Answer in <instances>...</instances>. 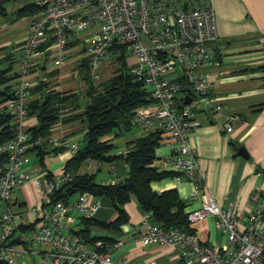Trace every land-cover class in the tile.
<instances>
[{"label":"built area","instance_id":"2783aa9c","mask_svg":"<svg viewBox=\"0 0 264 264\" xmlns=\"http://www.w3.org/2000/svg\"><path fill=\"white\" fill-rule=\"evenodd\" d=\"M27 34L21 42L12 95L0 103V113L9 112L11 134L0 140V261L27 264L35 256L37 264H132L113 258L123 248L122 241L88 244L74 229L70 213L91 218L101 207L99 198L88 192L75 199L54 200L55 193L72 179L71 174H39L30 179L29 134L26 132L33 57L42 45L52 44L57 65L66 62L67 44L80 38L89 65V76L99 80L103 62L126 53L135 80L147 90L146 102L139 106L132 123L143 131L159 132V145L165 149L154 160L158 170L183 176L192 184L185 200L198 206L187 210L188 229L164 228L143 219V232L135 242L168 246L173 256L167 264H264V189L255 188L241 205L235 199L221 206L198 172V161L190 142L195 109L202 100L210 102L212 85L209 68L218 64L217 32L210 0H34ZM49 43V44H48ZM132 57V60L127 59ZM186 97L190 102L186 103ZM229 132L231 125L226 123ZM53 157L73 155L77 143L61 138L48 139ZM158 145V146H159ZM62 147L57 154L53 149ZM121 152L125 155L131 149ZM28 183L34 199L21 210L16 195ZM210 218L220 233L217 243L204 240L196 225ZM34 220L38 225L35 227ZM33 222V227H29ZM17 241V245L14 243ZM154 264V262L152 263Z\"/></svg>","mask_w":264,"mask_h":264},{"label":"crops","instance_id":"0c3cea01","mask_svg":"<svg viewBox=\"0 0 264 264\" xmlns=\"http://www.w3.org/2000/svg\"><path fill=\"white\" fill-rule=\"evenodd\" d=\"M34 0H13L7 8L6 15H0V70L11 66L10 73H15L16 63L21 55V42L24 40L30 16L28 12L19 13L17 10ZM216 19V48L218 64L209 68L212 85L209 89L210 102L202 100L198 103L194 113L197 123L193 127L190 142L194 148L198 161V172L205 174V184L209 192L219 205L225 206L229 201L237 199L241 205L246 204L248 194L255 188L264 189V0H210ZM80 38L71 40L76 42ZM49 44V43H48ZM78 42L67 44L66 62L57 65L52 61L54 52L52 44L43 47L33 57L30 65V77L34 86L40 81H52L49 89L51 92L62 94L79 93L78 87L72 84L66 87L68 81L76 78L84 82L81 63L84 62L83 49L78 47ZM10 58V59H7ZM132 60V57H127ZM11 61V62H10ZM87 62V60L85 59ZM105 62L99 69L105 70ZM16 78L9 84L14 85ZM81 83V82H80ZM33 86V87H34ZM67 91V92H66ZM77 100V99H76ZM78 101V100H77ZM62 109L58 122L52 127L49 139L61 138L68 143L79 144L83 139L82 124L76 114L81 111L82 105L75 103L74 98H69ZM76 104L78 106L76 107ZM34 117L27 119V127L34 125ZM226 123L231 125V130H225ZM151 133L143 131L133 124L132 136L121 133L112 139V154H120L127 149L132 141L142 135ZM50 146V144H49ZM243 146L248 154V159L237 155V148ZM165 149L160 144L156 149V157L164 153ZM30 153L39 158L38 164H33L31 175L48 174L54 176L63 172L64 164L70 155L57 154L59 162L48 168L41 166L40 157L35 150ZM103 163L94 160L82 162L76 169V174H96L102 171ZM106 174L99 182L120 181L126 176L127 166L121 157L108 163ZM94 170L95 173L87 171ZM56 172V173H54ZM170 172V171H168ZM96 180V179H95ZM98 182V181H97ZM153 190L159 192L174 188L178 196L185 202L186 211L196 208L197 201L185 200L192 191V184L183 176L174 172L160 181L151 183ZM83 193V192H82ZM79 193L73 194L77 197ZM34 199V190L31 183L26 184L16 195V210H21L24 205ZM101 207L95 213L94 221L111 222L116 217L111 203L107 199H100ZM129 220L119 229L103 228L99 225H89L86 240L79 234L86 226L81 222V216L72 212L74 221L67 228L74 229L88 244L93 245L99 241H122L123 248L113 254V258H120L132 264H167L173 256L168 246L156 244H140L135 242L136 232H143V219L150 213H142L138 208H132L131 201L124 206ZM35 227L38 225L34 220ZM29 227H33L30 222ZM213 222L206 218L196 225L198 234L209 243L210 229ZM73 231V230H72ZM107 237L104 240L101 238ZM96 238V239H95ZM15 244L20 245L17 241ZM35 256L27 257V264H36Z\"/></svg>","mask_w":264,"mask_h":264},{"label":"trees","instance_id":"16d2710c","mask_svg":"<svg viewBox=\"0 0 264 264\" xmlns=\"http://www.w3.org/2000/svg\"><path fill=\"white\" fill-rule=\"evenodd\" d=\"M13 0H0V15L7 14V8ZM37 9L34 2L20 7L17 12L30 13ZM76 42H79L78 40ZM70 41L68 44L76 43ZM45 45H42L44 47ZM10 59V58H7ZM11 62V61H10ZM83 79L86 82L85 97L81 111L75 117L80 119L83 131V139L78 144L76 151L67 159L63 172L71 174L72 179L64 183L55 195L54 200L67 201L73 194L88 192L96 198L110 201L116 217L111 222H98L93 218L82 219L86 226L79 234L88 237L89 225H99L103 228L119 229L129 220L124 206L135 197L138 208L142 213H150L152 223L161 224L164 228L178 227L188 229L186 219V204L178 196L174 188L163 191H155L151 183L165 178L168 171L158 170L154 165L157 158L156 149L159 145L160 133L151 132L134 141V147L128 153L112 154V139L121 133L132 131V119L135 110L145 103L148 94L144 85L135 80L131 74L130 65L126 61L124 49L114 57V69L111 76L101 84H96L90 79L89 65L85 61L81 63ZM11 66L0 70V103L12 95V85L9 84L17 77L16 73H10ZM48 82L40 81L31 89V101L28 107V117H34L36 122L26 128L29 134L28 142L31 144L29 152L35 150L40 157V163L50 151L48 139L52 127L58 122L62 109L69 98L79 101V93L62 94L65 92H51ZM77 99V100H76ZM78 104H76V107ZM12 118L9 112L0 113V140H7L11 134ZM129 145H132V141ZM59 147L53 149L56 154L62 151ZM121 157L127 166L126 176L120 181L103 183L95 180V174H76L78 166L86 160H94L99 163H112ZM96 239V238H95ZM107 240L109 238H101ZM0 264H8L0 261Z\"/></svg>","mask_w":264,"mask_h":264},{"label":"rangeland","instance_id":"374dc122","mask_svg":"<svg viewBox=\"0 0 264 264\" xmlns=\"http://www.w3.org/2000/svg\"><path fill=\"white\" fill-rule=\"evenodd\" d=\"M28 15L30 16V21H31V17H32V12L28 13ZM105 63L107 64L105 66V70L103 71L102 70V73H101V69H99V80L98 81H94L96 84H101L103 81H105L106 78H108L109 76L112 75L113 73V69H114V58L111 57L110 59H108L107 61H105ZM83 73V70H80L78 71V76L79 74ZM47 82L49 85L52 84V81H49L47 79ZM81 82V83H80ZM67 86L66 87H69L71 86L72 84H74L75 86L73 88H75L76 86H80L78 87V91H79V101H77L78 103H80V105L83 106L84 102L87 101L86 97L84 96L85 95V89H86V82H83L81 80H79V78L76 80V78L68 81L67 83H65ZM67 92V91H66ZM125 136L129 137V136H132V131L128 132V133H124ZM59 162V156L55 155L53 157H50L48 154H46L43 158V163L41 164L42 168H44V165H46L48 168H50L52 165L54 164H57ZM39 163V158L36 157V156H33L31 157L29 163L27 164L28 166L29 165H33V164H38ZM109 164L108 163H103L102 166V171L98 172L96 174V181H100L101 180V177L103 175L106 174L105 170H106V167L108 166ZM89 173H95L94 170H91V171H87ZM56 173V172H54ZM55 175H59L61 176L62 173L60 174H55ZM38 177V174L37 173H33L31 176H30V179H35ZM75 199V196H73L71 198V200ZM131 203H132V208H137V202H136V199L134 196H132L131 198ZM210 240L213 241V242H216V241H219L220 240V233L219 231L216 230L215 226L213 225V227L210 229ZM37 261L38 259L35 260V263L37 264Z\"/></svg>","mask_w":264,"mask_h":264},{"label":"water","instance_id":"95a60500","mask_svg":"<svg viewBox=\"0 0 264 264\" xmlns=\"http://www.w3.org/2000/svg\"><path fill=\"white\" fill-rule=\"evenodd\" d=\"M189 102H190V98L186 97V103H189ZM237 155L242 158L248 159V154L243 146H240L237 148Z\"/></svg>","mask_w":264,"mask_h":264}]
</instances>
